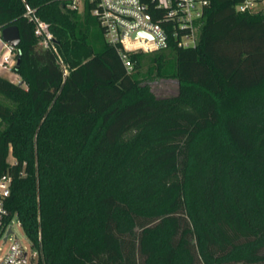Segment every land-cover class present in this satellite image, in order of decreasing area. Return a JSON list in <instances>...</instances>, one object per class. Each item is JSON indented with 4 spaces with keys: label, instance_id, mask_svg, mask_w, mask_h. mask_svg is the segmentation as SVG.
I'll return each instance as SVG.
<instances>
[{
    "label": "trees",
    "instance_id": "obj_1",
    "mask_svg": "<svg viewBox=\"0 0 264 264\" xmlns=\"http://www.w3.org/2000/svg\"><path fill=\"white\" fill-rule=\"evenodd\" d=\"M210 0L196 47L131 53L89 0H0L20 84L0 76V179L37 264H264V8ZM28 10L50 25L44 49ZM172 80L173 96L150 84Z\"/></svg>",
    "mask_w": 264,
    "mask_h": 264
},
{
    "label": "built area",
    "instance_id": "obj_2",
    "mask_svg": "<svg viewBox=\"0 0 264 264\" xmlns=\"http://www.w3.org/2000/svg\"><path fill=\"white\" fill-rule=\"evenodd\" d=\"M73 10L82 11L86 0H67ZM95 6L92 15L95 16L105 32L107 42L115 47L128 71L133 70L130 59L131 53H152L163 50L169 44L167 28L153 21L149 14L148 1L155 3L158 9L166 11L165 17L171 23L174 36L178 38V46L182 48L196 47L199 41L200 29L204 10L210 0H89ZM264 8V0H242L237 6L241 12H256ZM35 25V35L39 45L44 49L56 51L54 35L50 25L41 20L35 10L25 14ZM0 28V70H9L17 65L18 50L2 39ZM140 35L136 36V34ZM11 178L4 176L0 179V238L7 237L6 244L13 236L10 223L4 221L8 217L6 200L10 196ZM11 229V232L9 230ZM28 254L19 244L15 236L7 254L0 258V264H27Z\"/></svg>",
    "mask_w": 264,
    "mask_h": 264
},
{
    "label": "rangeland",
    "instance_id": "obj_3",
    "mask_svg": "<svg viewBox=\"0 0 264 264\" xmlns=\"http://www.w3.org/2000/svg\"><path fill=\"white\" fill-rule=\"evenodd\" d=\"M2 44L0 42V53L2 51ZM18 50V49H17ZM0 76L10 80L13 83L20 84L21 79L14 72L9 70H0ZM151 89L158 97L173 96L178 92V85L176 81L172 80H157L150 84ZM9 226L13 228L15 236L18 238L19 244L25 249L28 254L27 264H37L38 262V251L34 248L27 238L23 228L17 217H14L10 222ZM15 236L11 238L6 244L3 238H0V258L4 257L10 249L11 244L14 242Z\"/></svg>",
    "mask_w": 264,
    "mask_h": 264
},
{
    "label": "water",
    "instance_id": "obj_4",
    "mask_svg": "<svg viewBox=\"0 0 264 264\" xmlns=\"http://www.w3.org/2000/svg\"><path fill=\"white\" fill-rule=\"evenodd\" d=\"M1 34H2L3 41L8 43L13 48L18 49L21 43V36H20L19 28L17 26L14 25V26L4 28ZM138 35H140V33L136 34V36ZM19 63H20V55L18 56L17 64ZM9 232H11V229L9 230ZM4 240L6 241L7 237H5Z\"/></svg>",
    "mask_w": 264,
    "mask_h": 264
}]
</instances>
